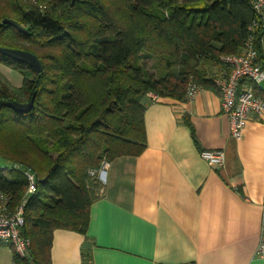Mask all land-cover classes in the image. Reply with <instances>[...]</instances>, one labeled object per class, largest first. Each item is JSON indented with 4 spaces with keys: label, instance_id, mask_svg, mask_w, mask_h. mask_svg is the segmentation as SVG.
<instances>
[{
    "label": "trees",
    "instance_id": "16d2710c",
    "mask_svg": "<svg viewBox=\"0 0 264 264\" xmlns=\"http://www.w3.org/2000/svg\"><path fill=\"white\" fill-rule=\"evenodd\" d=\"M250 1L0 0V47L43 65L36 75L0 54L22 78L15 89L0 75V101L26 104L35 94L29 113L0 112V162L10 166L0 169V193L10 212L22 209L31 244L14 264H50L56 230L86 235L101 188L89 171L144 150L146 95L183 101L190 80L211 86L221 57L243 53L256 21Z\"/></svg>",
    "mask_w": 264,
    "mask_h": 264
},
{
    "label": "crops",
    "instance_id": "0c3cea01",
    "mask_svg": "<svg viewBox=\"0 0 264 264\" xmlns=\"http://www.w3.org/2000/svg\"><path fill=\"white\" fill-rule=\"evenodd\" d=\"M0 69L21 87L20 75ZM142 104L144 150L108 162L86 235L54 231L50 264H83L86 254L90 264H262L264 114L235 140L212 85L192 101L148 94ZM203 150L223 151L224 166L201 160ZM13 256L0 244V264Z\"/></svg>",
    "mask_w": 264,
    "mask_h": 264
},
{
    "label": "built area",
    "instance_id": "2783aa9c",
    "mask_svg": "<svg viewBox=\"0 0 264 264\" xmlns=\"http://www.w3.org/2000/svg\"><path fill=\"white\" fill-rule=\"evenodd\" d=\"M250 5L256 21L249 27L250 35L244 43L243 53L221 57L223 69L211 81L220 95L221 112L228 120L229 134L235 140L242 138L252 116L264 114V0H251ZM255 30L259 31L257 35ZM199 90L200 86L190 80L184 100L192 101ZM199 156L209 166H224L225 156L221 150H203ZM108 167V161L102 160L98 168L90 170L88 175L97 180ZM25 175L29 183L26 194L33 195L36 191L34 174L27 172ZM8 201L9 198L0 193V244L10 249L18 259H26L31 244L22 236V209L10 212ZM255 257L264 264V224L259 232Z\"/></svg>",
    "mask_w": 264,
    "mask_h": 264
},
{
    "label": "water",
    "instance_id": "95a60500",
    "mask_svg": "<svg viewBox=\"0 0 264 264\" xmlns=\"http://www.w3.org/2000/svg\"><path fill=\"white\" fill-rule=\"evenodd\" d=\"M1 25L10 26L18 30L21 33H26V31L21 26H19L16 22L9 20V19L2 20ZM0 54L17 63L26 65L36 75H39L43 72V65L40 62V60L35 55L29 52H26L23 50L8 49V48L0 47ZM34 97H35V94L32 96L30 101L26 104H20L17 102L0 101V112L3 108H9L17 114H27L30 112L33 106Z\"/></svg>",
    "mask_w": 264,
    "mask_h": 264
},
{
    "label": "rangeland",
    "instance_id": "374dc122",
    "mask_svg": "<svg viewBox=\"0 0 264 264\" xmlns=\"http://www.w3.org/2000/svg\"><path fill=\"white\" fill-rule=\"evenodd\" d=\"M152 63L153 62H149V63H147V69H149L150 70V67H151V65H152ZM2 69H0V71H1ZM1 75V74H0ZM1 77H2V79L4 80V77L1 75ZM5 82H6V80H4ZM7 83V82H6ZM10 166L9 165H7V164H4L3 162H0V169L1 168H9Z\"/></svg>",
    "mask_w": 264,
    "mask_h": 264
}]
</instances>
